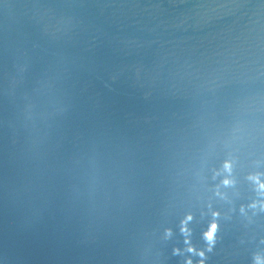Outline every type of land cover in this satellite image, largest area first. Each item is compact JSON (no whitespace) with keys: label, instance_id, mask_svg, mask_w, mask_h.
Here are the masks:
<instances>
[{"label":"water","instance_id":"water-1","mask_svg":"<svg viewBox=\"0 0 264 264\" xmlns=\"http://www.w3.org/2000/svg\"><path fill=\"white\" fill-rule=\"evenodd\" d=\"M261 185L264 0H0V264H264Z\"/></svg>","mask_w":264,"mask_h":264},{"label":"clouds","instance_id":"clouds-1","mask_svg":"<svg viewBox=\"0 0 264 264\" xmlns=\"http://www.w3.org/2000/svg\"><path fill=\"white\" fill-rule=\"evenodd\" d=\"M226 183H227V181H226ZM261 187L264 188V185H261ZM215 229H216V225L213 224V225L211 226V230H210L208 233H206V237H207V239H208L209 241L212 240V238H213V233H214Z\"/></svg>","mask_w":264,"mask_h":264}]
</instances>
